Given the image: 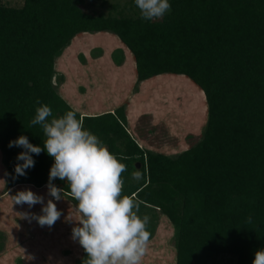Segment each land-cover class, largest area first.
I'll return each mask as SVG.
<instances>
[{"label":"trees","instance_id":"1","mask_svg":"<svg viewBox=\"0 0 264 264\" xmlns=\"http://www.w3.org/2000/svg\"><path fill=\"white\" fill-rule=\"evenodd\" d=\"M84 3L24 0L13 7L0 2V152L6 188L48 184L54 158L46 150L32 154L35 166L17 176L15 166L23 163L17 156L24 149L9 143L23 135L43 148L42 127L30 123L36 108L48 105L56 118L72 111L58 92L66 77L57 75L56 60L77 34L110 32L134 55L135 91L160 74L185 75L204 91L207 104L202 141L176 158L142 148L127 131L124 106L83 118L84 128L112 154L127 157L120 161L127 166L122 195L142 201L138 214L150 217V240L160 216L173 225L176 264H200L202 253L232 254L238 264H253L255 252L264 249V0H169L171 11L158 21L90 14ZM117 53L113 59L120 66L125 57L122 50ZM136 170L143 175L140 181L132 178ZM53 183L78 205L66 181ZM86 258L84 250L78 264Z\"/></svg>","mask_w":264,"mask_h":264},{"label":"clouds","instance_id":"2","mask_svg":"<svg viewBox=\"0 0 264 264\" xmlns=\"http://www.w3.org/2000/svg\"><path fill=\"white\" fill-rule=\"evenodd\" d=\"M142 20L162 19L171 11L169 0H134ZM40 104L39 99L36 100ZM52 117L51 119H49ZM31 125H40L46 139L43 148L34 146L27 136L10 141L9 148L24 149L17 156L15 166L17 176L26 175V170L35 166L33 155L46 150L54 158L47 184L48 195L55 201L62 199L64 189L53 181H66L71 196L78 201V226L72 229L73 240L79 242L87 254L83 264H142L148 251L150 232L147 226L150 217L138 213L142 201L122 195L124 179L122 173L127 166L117 158L107 146L90 130L84 128L83 119H77L74 111L53 117L48 105L36 108ZM136 181L143 179L141 171L132 172ZM14 205H44V197L26 189L11 197ZM19 215V214H18ZM53 199H48L42 207V215L23 213L24 219H35L40 226H53L61 217ZM249 222L251 218L249 217ZM253 264H264V249L255 252Z\"/></svg>","mask_w":264,"mask_h":264},{"label":"crops","instance_id":"3","mask_svg":"<svg viewBox=\"0 0 264 264\" xmlns=\"http://www.w3.org/2000/svg\"><path fill=\"white\" fill-rule=\"evenodd\" d=\"M108 39L111 40L110 37ZM113 43L115 44L113 50L119 49L124 53L125 60L123 64L119 66L113 63L110 57L109 60L111 62H106L103 56H101L105 53L103 50V53L101 52L100 54L101 58L95 60L94 64L91 65L90 68L86 69L85 74L89 76H82L84 78L79 80V83L84 84L86 88L89 86L88 83H90L91 88H87V91L82 94L80 93L79 96L74 95L71 92L64 91L65 93H61L63 98L69 105L75 108V110L80 111L85 115H102L108 112L114 113L115 110L124 106L129 125L127 129L133 137H136L135 140L142 148H150L159 152H165V150L166 152L172 151V149H170L169 146H166L165 143L163 144L158 142V145H156L155 142H147L140 138L141 134L135 132L136 125L142 121L141 117L145 116V112H151V110L147 111L145 106H142V104L135 103L139 98L145 96L143 93H149V91L145 90V86L159 78L172 76V74H162L143 81L139 84V90L135 91L134 89L138 82V73L134 55L129 49L124 47L122 42L115 36ZM95 44L102 47V43L99 39H96ZM103 65L109 67L108 70H105L107 72L100 70ZM70 69L71 68L68 66L64 69L62 67V70L65 72H68L67 70ZM64 75L66 80L63 85H69L72 80L71 76H68L67 73H64ZM105 76H108L110 79L108 80V83L104 82ZM178 77L190 80L186 76ZM93 82L95 86H93ZM82 89H84V87ZM82 96H85V98L90 100L91 104L89 109H98V111L85 109L82 105ZM93 105H95L96 108H91ZM157 124L158 126L163 125L161 120L153 122V126L156 127ZM155 131L157 132L155 136H157L158 132L161 130L155 129ZM6 181L7 171L1 161L0 240L4 244V248L3 251L0 252V264H76L77 261L82 258L84 249L78 241L73 240L72 238V229L78 226V221L81 217L77 213V204L72 200L70 194L64 192L62 194V199L60 201H55L54 198L48 195L47 185L40 188L34 185H17L7 189ZM56 186L63 189L61 186ZM26 189L33 191L37 195L43 196L44 205L47 204L48 199H53V202L57 204V208L62 212V215L53 226L42 227L35 219L22 218V214L25 212L32 213L37 216L42 215V207L44 206L36 204L32 208H29L27 204L14 205V201L11 197L15 196L18 191ZM165 231L167 236L169 234L172 237L174 228L169 220L165 216H162L156 235L152 240H150V243L156 241L159 234H161V232L165 233ZM17 252H20L22 255L21 259H19ZM175 254L177 256V252H175ZM144 257H148V254Z\"/></svg>","mask_w":264,"mask_h":264},{"label":"rangeland","instance_id":"4","mask_svg":"<svg viewBox=\"0 0 264 264\" xmlns=\"http://www.w3.org/2000/svg\"><path fill=\"white\" fill-rule=\"evenodd\" d=\"M0 2L13 7H21L24 4V0H0ZM83 9L90 14L104 13L106 16L112 15L117 18L122 15L128 17H141L139 9L135 4H133L132 0H85ZM158 20L161 19L154 21ZM114 36L121 41L119 36L110 32H98L96 34L80 33L72 39V44L66 48L63 55L59 57L55 63V69L58 76L67 73V75L71 76L72 79L69 85H63L65 83H62L58 86V92L62 98L63 96L61 93H65L64 91L71 92L74 95L79 96L80 93H85L87 88H91L90 83H88L89 86L86 88L84 84L79 83V80L85 76H89L85 74L86 69L90 68V66L94 64L95 60L101 58L100 54L101 52L103 53V50L105 53L101 56H103L104 60L106 62L113 61V63H115L113 54L117 53L119 49L113 50L115 47V44L113 43ZM109 37L111 40L108 39ZM96 39L101 41L102 47L95 44ZM122 45L126 47L123 42ZM109 57L111 61L109 60ZM67 66L71 69L67 70L68 72L63 71L62 67L64 69L65 67L67 68ZM108 68L109 67L106 65H103L100 70L104 72L105 70H108ZM174 75L177 74H172V76L165 78H159L154 82L147 84L145 86V90L149 91V93H143L145 96L139 98L135 102L145 106L147 111L151 110V112H145V116L141 117L142 121L136 125L135 132H141L142 138L147 142H155L156 145L160 142L169 146L170 149H172L170 152H166V150L165 152H159L154 149H147L154 153L163 154L169 158H176L201 142L203 139V128L207 121V104L204 91L189 77L188 78L190 80L178 77L185 75ZM108 80H110L109 77L105 76L104 82L108 83ZM53 81L54 84L57 85V79L54 78ZM93 86H95L94 82ZM83 87L84 89H82ZM63 100L65 99L63 98ZM82 103L85 109L90 108V100L85 98V96H82ZM67 105L72 111L80 116V119H83L84 117L100 116V114L85 115L82 114V112L75 110V108L71 105ZM91 108L96 107L93 105ZM91 111H98V109ZM159 120H161L163 125L158 126L157 124L156 127L153 126V122ZM127 127H129L128 121H126V128ZM151 128L161 131L158 132L157 136H155L157 132L155 130L153 131ZM131 137L133 139L136 138L132 135ZM1 161L2 158L0 155V162ZM161 217L162 216H160V219ZM173 233H175V231ZM173 233L171 237L169 234L168 236L166 235V231L165 233L161 232L156 241L149 243L148 251L146 253V256L148 254V257L143 258L142 264H176V251L171 243L174 238ZM1 244L3 243L0 240V245ZM17 253L19 259H21L22 255L20 252ZM78 262L79 260L76 264H78ZM199 262L200 264H238V258L232 254L211 255L209 253H202L200 255Z\"/></svg>","mask_w":264,"mask_h":264},{"label":"bare ground","instance_id":"5","mask_svg":"<svg viewBox=\"0 0 264 264\" xmlns=\"http://www.w3.org/2000/svg\"><path fill=\"white\" fill-rule=\"evenodd\" d=\"M197 98V97H196Z\"/></svg>","mask_w":264,"mask_h":264}]
</instances>
